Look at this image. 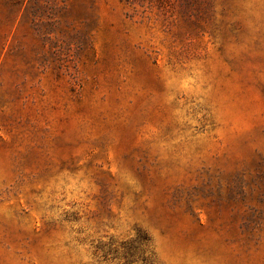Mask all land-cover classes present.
Segmentation results:
<instances>
[{
	"label": "rangeland",
	"instance_id": "rangeland-1",
	"mask_svg": "<svg viewBox=\"0 0 264 264\" xmlns=\"http://www.w3.org/2000/svg\"><path fill=\"white\" fill-rule=\"evenodd\" d=\"M0 264H264V0H0Z\"/></svg>",
	"mask_w": 264,
	"mask_h": 264
}]
</instances>
